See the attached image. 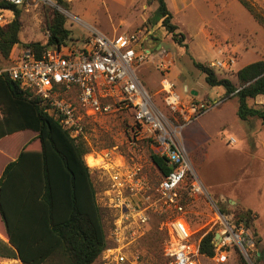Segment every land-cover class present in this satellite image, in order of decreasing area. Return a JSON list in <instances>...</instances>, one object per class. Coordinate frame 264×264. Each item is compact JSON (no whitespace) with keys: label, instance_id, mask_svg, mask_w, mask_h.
Instances as JSON below:
<instances>
[{"label":"built area","instance_id":"1","mask_svg":"<svg viewBox=\"0 0 264 264\" xmlns=\"http://www.w3.org/2000/svg\"><path fill=\"white\" fill-rule=\"evenodd\" d=\"M28 1L7 0L15 6ZM8 22L0 13V26ZM149 35L136 30L109 37L94 29L80 41L68 38L59 47L47 48L40 58L22 49L10 56V66L4 73L39 98L45 113L74 140L84 141L87 122L93 118L125 115L129 148L134 150L139 143H146L171 168L165 176L158 170L160 178L152 183L137 165L129 166L123 158L115 163L111 152L84 155L86 166L87 156L99 159L98 164L87 167L92 173L101 170L108 178V186L96 192L104 221L107 216L110 219L107 227L104 224L103 252L94 264H134L127 260L126 252L150 232L152 225L165 237L168 264H199V258L204 257L199 253L200 241L208 232L214 233L211 259L225 263L233 247L246 259L248 249L253 248L251 235L211 197L180 137L188 122L221 101L190 99L184 104L164 77L171 65L167 53L160 44L158 51L153 50L150 42L156 44V40ZM144 65L159 72L158 96H162L163 108L154 103L138 76L137 70ZM234 66L233 58L210 65L224 72H232ZM234 144L235 139L230 138L228 145ZM199 203L208 208L210 220L196 237L187 219V208Z\"/></svg>","mask_w":264,"mask_h":264},{"label":"rangeland","instance_id":"2","mask_svg":"<svg viewBox=\"0 0 264 264\" xmlns=\"http://www.w3.org/2000/svg\"><path fill=\"white\" fill-rule=\"evenodd\" d=\"M165 1L172 14V23L184 36L181 46L172 42L160 23L154 26L149 23L156 9L155 0H61L60 6L52 0H29L19 7L20 43L13 47L11 55L20 52L27 44H44L48 40L47 23L52 11L57 10L66 18L65 27L70 31L69 40L72 42L87 36L94 29L109 36L113 33L129 34L136 30L150 34L149 37L156 40V45L162 44L167 53L166 59L170 60L171 65L164 77L170 81L184 104L190 99L217 102L224 95L222 92L225 93L222 87L219 88L222 94L209 87L204 75L193 66V61L237 85L235 72L238 69L264 60V28L257 24L238 0ZM247 1L264 12V0ZM0 13L9 20L8 23L13 19L10 11ZM9 58L5 60L0 56V73L10 66ZM227 58L235 60L232 72L210 67L212 63ZM147 67L153 68L144 65L141 70L143 75L155 81L153 90L149 89L146 81L145 86L154 96V103L163 108L162 96H156L159 72L154 74ZM191 92L198 94L193 96ZM250 102L249 106L260 107L264 98L259 99V104L250 105ZM236 112V97H228L226 102L188 122L182 128L180 137L196 174L214 201L225 212L250 210L256 216L247 229L253 248L248 249L249 256L244 259L248 264H264V124L261 125L256 118L247 123L240 120ZM127 122L125 115L93 118L87 122L83 142L90 149L88 155L111 152L115 163L118 164V160L123 158L125 164L137 165L150 182L155 183L160 178L158 169L150 161V155L155 151L146 143H139L134 150L129 148ZM230 138L235 139L233 146L228 145ZM92 159L95 165L100 162L99 159ZM92 178L96 192L108 186V178L101 170L93 172ZM187 213L190 227L197 237L207 227L210 212L204 204L199 203L189 205ZM109 219L107 216L104 221L106 227ZM152 229H155V225H152ZM151 230L126 252L128 261L134 264H168L165 237L155 232L152 239L150 237L154 231ZM0 240L7 242L1 234ZM237 250L236 247L229 250L225 263L202 257L199 264H239ZM255 252L263 255L261 261H255ZM2 259L0 257V264H5Z\"/></svg>","mask_w":264,"mask_h":264},{"label":"trees","instance_id":"3","mask_svg":"<svg viewBox=\"0 0 264 264\" xmlns=\"http://www.w3.org/2000/svg\"><path fill=\"white\" fill-rule=\"evenodd\" d=\"M60 6L61 0H52ZM156 9L149 23H158L170 35L172 42L183 45L184 36L172 23V14L165 0H155ZM259 26L264 28V12L247 0H238ZM20 6L0 0V10L12 12L13 19L0 26V56L7 60L14 46L20 43ZM66 18L53 10L47 23L48 40L24 46L36 58L50 47H59L68 38ZM155 40V39H154ZM193 66L204 75L211 87H222L227 97H236L240 120L259 119L264 124V106H249L248 101L264 96V60H259L235 72L237 85L218 77L199 62ZM28 131L35 136L20 150L17 158L4 167L0 176V257L18 259L21 264H94L105 245L104 218L96 201V189L84 155L90 151L83 141H76L58 122L47 115L42 101L23 90L0 73V139L17 132ZM150 161L165 176L171 168L155 154ZM224 213L225 210L222 208ZM19 212V213H18ZM16 213L20 217H15ZM234 223L248 229L255 215L250 210L230 212ZM191 224V223H190ZM154 231L150 238L153 239ZM159 233V232H158ZM213 232L200 241L199 253L214 256ZM238 252V263L248 264ZM262 254L255 256L260 261Z\"/></svg>","mask_w":264,"mask_h":264},{"label":"crops","instance_id":"4","mask_svg":"<svg viewBox=\"0 0 264 264\" xmlns=\"http://www.w3.org/2000/svg\"><path fill=\"white\" fill-rule=\"evenodd\" d=\"M100 32V31H99ZM102 33V32H101ZM104 35L106 36H109L107 35L106 33H103ZM112 36H115L114 33L109 36V37H112ZM87 37V36H85ZM84 37H81L80 39H82ZM80 41V40H78ZM162 45V44H161ZM151 47H153L152 49L155 50V51H158L159 50V45H156V44H153L151 45ZM163 47V46H162ZM143 67L139 68L137 70V73H138V76L143 84V86L148 90V88L145 86V81H146V84L149 85V89L150 90H153V85H154V79H152L150 76L148 77V79H146L147 77H145L146 75L144 74L143 75V71L142 70ZM148 68V67H147ZM148 70H151L154 72V74H157L156 70L154 68H148ZM149 75V74H148ZM158 77V75H157ZM143 78V79H142ZM159 79H160V76L158 77V82H159ZM220 87H214L213 89H215V91L219 94H224L221 98V104L226 102L228 100V97L225 95L224 92L221 93V90H219ZM150 90H148V92L150 93ZM225 91V90H224ZM158 92H159V86H158V91H157V94L156 96L158 95ZM151 94V93H150ZM198 94V93H197ZM152 95V94H151ZM153 96V95H152ZM154 97V96H153ZM231 98V97H229ZM260 98H264V96H258L256 97L254 100H250L252 102H250V105L251 103H255V104H259V99ZM254 101V102H253ZM259 105H263L264 106V103H261ZM247 123H251L252 120L248 119L246 120ZM251 121V122H250ZM262 123V122H261ZM263 125V123L261 124ZM35 136L34 133H31V132H28V131H23V132H17V133H14L10 136H6L2 139H0V176L4 170V167L7 165V163L15 160L20 152V150L22 149V147L29 141L31 140L33 137ZM90 176H91V180L93 182V178H92V172L90 171ZM94 184V183H93ZM19 213V212H18ZM16 213L15 217L19 218L20 217V214ZM261 253L259 252H255V255L256 256H259ZM262 258H263V255H262ZM261 258V260H262ZM260 260V261H261ZM2 261L5 263V264H21V262L18 260V259H6V258H3Z\"/></svg>","mask_w":264,"mask_h":264},{"label":"bare ground","instance_id":"5","mask_svg":"<svg viewBox=\"0 0 264 264\" xmlns=\"http://www.w3.org/2000/svg\"><path fill=\"white\" fill-rule=\"evenodd\" d=\"M86 163H87L89 166H93V165H95V160L92 159L91 157H87V158H86Z\"/></svg>","mask_w":264,"mask_h":264},{"label":"water","instance_id":"6","mask_svg":"<svg viewBox=\"0 0 264 264\" xmlns=\"http://www.w3.org/2000/svg\"><path fill=\"white\" fill-rule=\"evenodd\" d=\"M153 44H154V43H153ZM191 94H192L193 96H196V95H197L196 92H191ZM216 238H218V237L216 236Z\"/></svg>","mask_w":264,"mask_h":264},{"label":"flooded vegetation","instance_id":"7","mask_svg":"<svg viewBox=\"0 0 264 264\" xmlns=\"http://www.w3.org/2000/svg\"><path fill=\"white\" fill-rule=\"evenodd\" d=\"M150 44L152 45V42H150Z\"/></svg>","mask_w":264,"mask_h":264}]
</instances>
